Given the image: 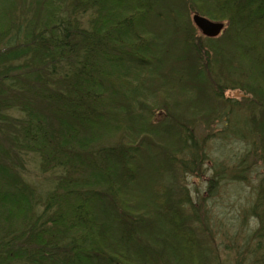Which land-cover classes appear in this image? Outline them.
I'll return each instance as SVG.
<instances>
[{
    "label": "trees",
    "instance_id": "16d2710c",
    "mask_svg": "<svg viewBox=\"0 0 264 264\" xmlns=\"http://www.w3.org/2000/svg\"><path fill=\"white\" fill-rule=\"evenodd\" d=\"M0 264H264V0H0Z\"/></svg>",
    "mask_w": 264,
    "mask_h": 264
},
{
    "label": "rangeland",
    "instance_id": "374dc122",
    "mask_svg": "<svg viewBox=\"0 0 264 264\" xmlns=\"http://www.w3.org/2000/svg\"><path fill=\"white\" fill-rule=\"evenodd\" d=\"M238 91L229 92L227 93L228 97H232L233 99L242 100V97ZM27 178L28 180L35 182L36 184L42 186H50L49 180L51 179L50 175L43 176L37 165L34 164V162L30 159L27 165ZM251 186H255V183H258V179L256 177H252ZM203 181H206L203 179ZM200 182L201 186H199L201 189L205 190L204 182ZM192 182V180H190ZM47 186V187H48ZM251 186H241L237 187L236 189H228L226 196L223 197V203L219 205V209H223L224 216L227 217L226 221H224L226 225V229H231L228 233V241L239 239L238 241H241L245 235L252 234L256 230V223L249 219L248 222H243V228L239 226V223L241 224V218L237 219L238 214L248 208V206L255 201L254 195L250 194L252 192ZM233 226V227H232ZM231 242H229L231 244ZM228 244V245H230ZM240 245V244H239ZM230 254L231 257H234V253L227 252ZM224 254V253H223ZM225 259V256H223ZM228 258V257H227ZM229 260V259H227Z\"/></svg>",
    "mask_w": 264,
    "mask_h": 264
},
{
    "label": "water",
    "instance_id": "95a60500",
    "mask_svg": "<svg viewBox=\"0 0 264 264\" xmlns=\"http://www.w3.org/2000/svg\"><path fill=\"white\" fill-rule=\"evenodd\" d=\"M192 20L197 30L207 38H217L222 35L225 29L224 23L213 22L199 14H194Z\"/></svg>",
    "mask_w": 264,
    "mask_h": 264
}]
</instances>
